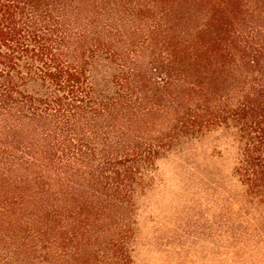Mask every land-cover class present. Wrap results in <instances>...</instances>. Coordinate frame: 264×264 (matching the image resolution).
Here are the masks:
<instances>
[{
	"label": "trees",
	"instance_id": "16d2710c",
	"mask_svg": "<svg viewBox=\"0 0 264 264\" xmlns=\"http://www.w3.org/2000/svg\"><path fill=\"white\" fill-rule=\"evenodd\" d=\"M219 129L226 264H264V0H0V264H135L159 160Z\"/></svg>",
	"mask_w": 264,
	"mask_h": 264
},
{
	"label": "rangeland",
	"instance_id": "374dc122",
	"mask_svg": "<svg viewBox=\"0 0 264 264\" xmlns=\"http://www.w3.org/2000/svg\"><path fill=\"white\" fill-rule=\"evenodd\" d=\"M237 157L233 135L219 129L159 160L137 200L135 264L228 263L244 201Z\"/></svg>",
	"mask_w": 264,
	"mask_h": 264
}]
</instances>
